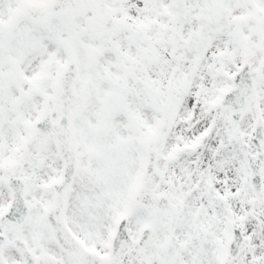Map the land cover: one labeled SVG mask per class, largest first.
Instances as JSON below:
<instances>
[{
  "label": "snow or ice",
  "instance_id": "1",
  "mask_svg": "<svg viewBox=\"0 0 264 264\" xmlns=\"http://www.w3.org/2000/svg\"><path fill=\"white\" fill-rule=\"evenodd\" d=\"M0 264H264V0H0Z\"/></svg>",
  "mask_w": 264,
  "mask_h": 264
}]
</instances>
